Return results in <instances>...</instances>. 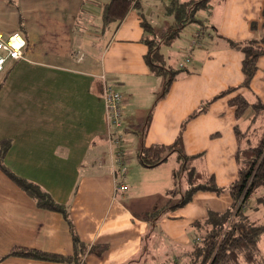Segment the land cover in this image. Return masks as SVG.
<instances>
[{
    "label": "crops",
    "instance_id": "0c3cea01",
    "mask_svg": "<svg viewBox=\"0 0 264 264\" xmlns=\"http://www.w3.org/2000/svg\"><path fill=\"white\" fill-rule=\"evenodd\" d=\"M106 1L20 0L26 16L20 27H9L0 19V26L20 29L27 40L24 58L9 60L0 73V144L5 138L11 139L5 158L8 167L38 182L65 204L78 237L89 247L96 246L100 253H88L85 264H127L146 251L142 261L151 264L147 260L151 245L170 238L191 246L198 233L195 221L206 219L210 211L230 209L234 200L229 191H199L190 202L164 213L151 224L147 219L149 211L165 203L156 201L148 209L146 201H141V190L146 187L151 188V194H161L158 189L166 187L169 195L179 164L172 155L174 158L147 167L139 161V152L144 145L174 143L187 118L211 101L205 112L185 123V151L197 155L195 165L215 175L219 186L227 187L237 179L236 127L243 124L246 126L240 128H247L254 107L246 112V120V114L237 118L231 99L238 94L247 99L251 95L264 103V54L258 58L249 88L240 87L215 97L244 81L245 55L229 40H258L264 45V0H215L216 7L210 5L199 11L197 17L210 34L198 31L201 42L191 46H201L205 41L208 46L216 45V49L203 58L202 65L196 61L202 49L194 50L195 47L193 53L183 50L190 62L167 91V76L152 72L146 61L147 39L153 32L145 29L142 21H151L153 7L144 6L150 1L156 5L166 3L165 14L175 22L167 12L172 0H145L144 4L142 0L140 9L144 16L133 8L117 26L104 20ZM4 6L5 2L0 3V7ZM100 7L102 24L94 19L95 10ZM155 27L158 31L168 28ZM78 47L85 48L84 54ZM195 66L199 68L195 70ZM102 76L116 85L123 97L127 121L123 120L114 137H121V128L133 133L127 138L128 145L121 139V146H126L125 163L131 162V186L126 191H118L125 183L118 178L120 174L124 179L115 160L117 147L110 137ZM156 175L158 179L154 181ZM158 226L167 238L156 232ZM103 245L106 248L101 252ZM15 247L66 256L73 255L75 248L65 217L38 207L0 169V264H77L6 256ZM190 248L188 254L184 253L185 260L190 257ZM156 253L157 250L154 256ZM171 264L182 263L177 259Z\"/></svg>",
    "mask_w": 264,
    "mask_h": 264
},
{
    "label": "trees",
    "instance_id": "16d2710c",
    "mask_svg": "<svg viewBox=\"0 0 264 264\" xmlns=\"http://www.w3.org/2000/svg\"><path fill=\"white\" fill-rule=\"evenodd\" d=\"M5 1L10 5L16 2L15 0ZM208 2L209 0H172L167 12L174 16V24L165 30L160 40L155 39V37L147 39L149 51L145 56L146 61L152 72L167 76L164 86L165 91L168 90L177 75L184 72L190 58L187 57L186 61L181 63L182 66L179 67L181 69L173 70L166 65L160 46L163 43L169 44L179 34V31L188 24L199 21L197 15L202 9L208 8ZM141 3L142 0H108L104 4V20L117 26L131 9L137 8L141 11ZM139 13L144 16L142 11ZM142 24L145 29L153 32V36L156 34V29L147 20L143 19ZM229 44L245 55L242 67L244 81L239 87H232L223 91L215 98L225 96L240 87L249 88L257 70L258 58L264 54L263 42L258 40L240 43L229 40ZM210 102H205L187 118L185 123L205 112ZM231 102L236 108L237 118L243 117L251 106L254 107V114L246 129L242 130L240 127H236L239 138L236 155L238 177L229 186H219L215 175L199 170L198 166L195 165L197 155L186 153L183 139L185 123L174 143L144 145L139 152V161L147 167L157 166L167 161L172 155L176 156L179 164L174 171L176 189L178 188L179 191L175 190L174 193L179 192L181 198L175 204H167L155 209L152 214L155 221L159 220L166 211L168 212L174 207L183 206L190 202L194 194L199 191H213L218 194L229 191L233 196L234 201L230 209L223 212L210 211L206 219L195 221L194 227L198 233L192 241L189 264H257L260 253L259 241L261 236L264 235V222L254 221L243 207L256 194H259L256 208L264 204L262 203L264 202V193H259L264 188V103L259 99L251 102L242 94L234 96ZM11 145L12 141L9 138L3 139L0 144V169L28 194L38 207L59 212L65 217L71 227L75 248L73 255L66 256L38 249L15 247L6 256L16 255L44 261L85 264V256L88 253L100 252L96 249V246L89 247L78 237L70 211L65 204L56 200L51 192L38 182L23 177L8 167L5 158ZM185 178L187 182L183 181ZM184 183H187L188 187H184ZM240 199L242 200L241 207L235 211V216H233L235 203ZM203 224L211 227L208 230ZM105 248L106 246L103 245L101 252ZM146 253L147 251L127 264H144L142 260Z\"/></svg>",
    "mask_w": 264,
    "mask_h": 264
},
{
    "label": "rangeland",
    "instance_id": "374dc122",
    "mask_svg": "<svg viewBox=\"0 0 264 264\" xmlns=\"http://www.w3.org/2000/svg\"><path fill=\"white\" fill-rule=\"evenodd\" d=\"M16 2L12 5L8 4L5 0H0V3H3L5 2V5L4 7H0V19L3 18V20L5 21V24H7L9 27H12V25H17L18 27H20V25L22 24L24 18L26 17L25 16V10H24V6H22V4L20 3V0H15ZM145 0H143V4H144ZM148 4H151V6L153 7V13L150 17V20L149 21L152 25L157 26V27H161V28H164V27H168L169 25L173 24L174 20L171 19L172 17L170 15H166L165 14V10L164 8H166L167 4L166 3H162V2H159L156 4L154 3H150L147 2L144 4V6H147ZM215 6L216 7V1L215 0H209L208 2V6ZM164 7V8H163ZM23 11V12H22ZM102 7L98 8L95 10V17L94 19H96V21L100 24H102V22H99V17L102 19ZM85 16H88V19L90 18L89 15L84 14ZM208 11L206 12V19L205 21L207 22L208 20ZM169 21V22H168ZM168 22V23H167ZM204 22L201 20L200 21H195V22H192L190 24H188L186 27H184L183 29H181L179 31V34L174 37L171 42L168 44L166 43H163L162 44V47H161V52L165 55V59H166V64L167 66H171L173 67L174 69H178L181 65V63H184L186 61V56L182 53L183 50H186L190 53H193L194 50L196 49H202L201 53L198 55V57L196 58V61L197 62H200L201 65H202V60L204 57L208 56V53L211 52L212 50H215L216 49V45H210L208 46V43L209 42H204L203 45L200 46V44H197L195 46H191V44L194 42L195 44L197 42H201L199 41V36L198 35V31L202 32V34H205L207 36H209V30L210 29H204V26H203ZM207 25V23H206ZM0 31H3L4 33L6 32H14L16 31L15 29H8L6 26H0ZM156 28V27H155ZM166 29H161V30H156V36H152L151 38L155 37V39L157 40H160L162 38V34L165 32ZM104 31V30H102ZM108 29H105V32H107ZM17 32H22L20 29L19 31ZM206 35L202 36V39L205 40V37ZM216 38V37H215ZM219 39V38H216V40ZM210 43H213V42H210ZM197 47V48H195ZM84 47H78L77 49L82 51V53L84 54L85 52V48L83 49ZM195 48V49H194ZM194 49V50H193ZM262 67L264 68V62H262ZM197 66L194 67L195 70H197ZM182 75V73L180 74ZM102 81H103V84H108V85H111L113 87H115L117 90V86L114 85V84H110L108 83L106 80H105V77L102 76ZM252 90V89H251ZM249 100H251L252 102H255L257 99H255L254 97H252L250 95V98ZM250 112V111H249ZM248 112V113H249ZM125 112L122 113L121 115V122L124 121H127L126 119H124V116H125ZM249 114H246L244 116L243 119H247ZM242 119V123L243 120ZM125 124L123 123V126ZM240 126V125H239ZM246 125H243L240 126V127H245ZM113 128V136L117 133L116 130L118 129V127L114 124L113 126H111ZM126 128H121L119 129L120 131V139H122V143L123 144H126L128 145L127 143L129 142L127 140V138L131 137L133 135V133L130 131L129 132V129L127 128V131H125ZM122 132V133H121ZM124 147V150H126V146L123 145ZM130 147V146H129ZM129 147L127 146V151L129 150ZM174 158V156H172ZM172 158V159H173ZM130 164L131 162H127L125 163V166L126 168L128 169V174L124 177V179L121 178V175L118 174V178H119V182H123L125 184H127V186H129L130 188V184L128 183V177H129V172H130ZM159 174V172H156ZM157 174V175H158ZM157 175L155 177H153L152 179L154 181H156L158 178H157ZM183 181H186V178L183 180ZM187 182V181H186ZM184 187H188V184L187 183H184ZM165 189L166 187H160V189H158V191H160L161 194H159L158 192L157 193H154V194H151V188H146L144 187V190L147 192L145 193L144 190H141V194H140V197L142 198L141 201H146V205H147V208L150 209L151 208V204L158 201L160 203H165L166 204H175L179 201V199L181 198L180 196V193L179 192H175V190L179 191L178 188L176 189V183H175V186L173 187V189H171V193L168 189V193H165ZM173 190V191H172ZM260 194L264 193V188L260 190L259 192ZM259 194H256L251 201L247 203H245V206L243 207L244 209H246V213L249 214V216L254 220V221H257L259 223H263L264 222V208H263V205L262 204L259 208H256L257 206V196ZM263 200V199H262ZM241 203H242V200H238L237 203H235V206H234V210L232 212V215L235 216V211L236 210H239V208L241 207ZM264 203V202H262ZM247 204V206H246ZM131 205H133V201H131ZM174 209H176L175 207L172 208L170 211L173 212ZM228 210V209H227ZM167 212V211H166ZM153 214V211H149V217H147V219L150 220L151 224L153 222H156L152 216ZM205 225L206 227L205 228H209L211 226L209 225H206V224H203ZM163 229V228H162ZM160 228V226L157 227L156 229V232L158 233H162L164 235V237H166V235L164 234V231ZM167 238V237H166ZM194 240V239H193ZM189 242V241H188ZM187 244H181L180 242H175L173 241L172 239H167V240H161L160 244H157V242L155 243V245H151L150 246V250L148 251L150 253V257L147 259L149 262H151V264H171V263H174V260H179L181 261V263L183 264L184 261H186V263L189 264V259H186L184 258V253H187L192 247V245L190 246H185ZM185 246V247H184ZM259 247H260V253H259V256H258V259H257V264H264V235L261 236L260 238V241H259ZM157 250V253H156V256H154V251ZM166 255V256H169L167 258H165L163 255ZM188 254V253H187ZM155 257H162V260H156L154 259ZM177 257V258H176ZM149 264V263H148Z\"/></svg>",
    "mask_w": 264,
    "mask_h": 264
},
{
    "label": "built area",
    "instance_id": "2783aa9c",
    "mask_svg": "<svg viewBox=\"0 0 264 264\" xmlns=\"http://www.w3.org/2000/svg\"><path fill=\"white\" fill-rule=\"evenodd\" d=\"M27 48L26 37L20 32H6L0 31V73L5 70L6 64L9 60H19L24 58V52ZM189 61V59H187ZM182 66V65H181ZM103 95L105 104L107 107V117L110 124V137L111 141L117 147V153L115 155V160L118 165L121 166V173L123 178L127 174V168L125 166V157L123 155V146H121L120 137H112L114 124L117 127L122 125L121 115L123 113L122 107V93L115 87L103 84ZM128 186L122 184L118 191H126Z\"/></svg>",
    "mask_w": 264,
    "mask_h": 264
}]
</instances>
